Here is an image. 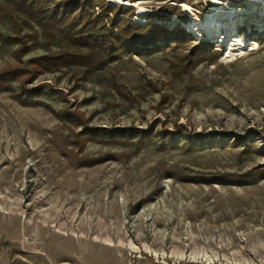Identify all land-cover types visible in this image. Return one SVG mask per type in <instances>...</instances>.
Returning a JSON list of instances; mask_svg holds the SVG:
<instances>
[{"label": "rangeland", "instance_id": "obj_1", "mask_svg": "<svg viewBox=\"0 0 264 264\" xmlns=\"http://www.w3.org/2000/svg\"><path fill=\"white\" fill-rule=\"evenodd\" d=\"M34 1L0 0V264H264L261 0L226 39L187 25L211 0Z\"/></svg>", "mask_w": 264, "mask_h": 264}, {"label": "trees", "instance_id": "obj_2", "mask_svg": "<svg viewBox=\"0 0 264 264\" xmlns=\"http://www.w3.org/2000/svg\"><path fill=\"white\" fill-rule=\"evenodd\" d=\"M42 2L44 1L39 0L40 5L43 4ZM32 3H35V1L17 0L16 5H22L25 8L27 7L26 9L24 8L25 11L31 12L30 8ZM96 5L97 3L95 2V0H62L61 3L55 4L51 12L48 14L47 23L50 25L58 23L60 25L70 20L79 21V19H81L79 18V16L82 15L90 17L92 8ZM159 29L160 28L157 25H140L127 21L126 25L120 26L119 32L121 33V36L124 37V39L131 45L148 44L149 42L155 40L156 33L159 31ZM99 37L100 35L92 36L91 34H85L83 36H80L79 43L86 47L97 45L99 43L98 40L103 41V39H98ZM105 41H107L111 45H114V43L116 44L120 41V38L118 34L116 35L111 32V36H108ZM37 60L39 59H36V61ZM15 78L16 74L8 71L0 74V90H11V82L14 81Z\"/></svg>", "mask_w": 264, "mask_h": 264}, {"label": "bare ground", "instance_id": "obj_3", "mask_svg": "<svg viewBox=\"0 0 264 264\" xmlns=\"http://www.w3.org/2000/svg\"><path fill=\"white\" fill-rule=\"evenodd\" d=\"M211 2L213 4L212 9L209 12L204 13L203 19L195 23L190 22L187 25L194 28V34L197 36L200 35V31H198L196 27H204L211 37H222L226 39L227 35H221L218 30L219 27H228L234 24L233 21L237 16H240L241 13L245 12V10L242 7H224V5L227 6L224 0H211ZM260 2V7L264 9V0H261ZM183 24L186 25L185 23Z\"/></svg>", "mask_w": 264, "mask_h": 264}]
</instances>
